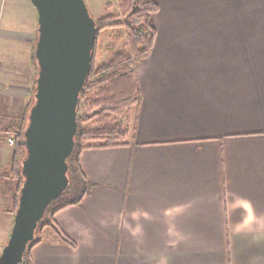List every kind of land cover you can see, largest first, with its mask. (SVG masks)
Masks as SVG:
<instances>
[{
	"label": "crops",
	"instance_id": "crops-1",
	"mask_svg": "<svg viewBox=\"0 0 264 264\" xmlns=\"http://www.w3.org/2000/svg\"><path fill=\"white\" fill-rule=\"evenodd\" d=\"M199 1L157 0L127 144L82 150L94 185L55 214L75 245L47 230L31 264H264V0ZM22 3L34 19L10 0L0 29L17 31ZM204 4L207 32L160 43L164 10Z\"/></svg>",
	"mask_w": 264,
	"mask_h": 264
},
{
	"label": "water",
	"instance_id": "water-1",
	"mask_svg": "<svg viewBox=\"0 0 264 264\" xmlns=\"http://www.w3.org/2000/svg\"><path fill=\"white\" fill-rule=\"evenodd\" d=\"M37 10L35 102L24 130V182L0 264H20L49 206L69 186L80 94L93 63L97 22L86 0H32Z\"/></svg>",
	"mask_w": 264,
	"mask_h": 264
},
{
	"label": "trees",
	"instance_id": "trees-1",
	"mask_svg": "<svg viewBox=\"0 0 264 264\" xmlns=\"http://www.w3.org/2000/svg\"><path fill=\"white\" fill-rule=\"evenodd\" d=\"M120 8L123 12L122 17L107 15L96 19L98 30L93 50L92 68L80 94L79 108L84 96L89 102L91 93L88 94V92L93 91L91 104L97 107L95 113L98 116L95 121L96 126L91 129L84 126L83 123L91 120V115L80 114L78 108V132L75 136V148L68 157L69 186L49 206L36 230L35 239L29 243L20 264H31L32 248L43 240L38 232H42L48 227L56 229L62 240L75 245L73 239L59 231L55 214L67 206L80 204L94 185V182L87 177L82 168L80 162L82 150L86 147H112L127 144L129 129L116 116H123L124 112L130 111L140 102L141 95L136 82L134 66L142 61L152 49L157 33L154 18L159 10V5L157 0H120ZM119 26H125L127 29L129 49L126 46L124 49L117 50L112 53L107 61L96 64L97 43L101 31L109 27ZM33 58L38 69L35 52ZM29 111L24 115L22 124L13 127L17 132L11 171L17 185L16 192L13 194L14 214L18 207L20 190L24 182L22 161L27 155L24 130L29 121ZM65 194L70 197H64ZM63 198L64 200L60 201Z\"/></svg>",
	"mask_w": 264,
	"mask_h": 264
},
{
	"label": "rangeland",
	"instance_id": "rangeland-1",
	"mask_svg": "<svg viewBox=\"0 0 264 264\" xmlns=\"http://www.w3.org/2000/svg\"><path fill=\"white\" fill-rule=\"evenodd\" d=\"M86 1L95 19L107 15L123 16V12L120 8V0ZM206 1L207 0H205V2ZM186 2L197 6V3L200 1L186 0ZM23 3L22 12L19 15V19L22 23L18 24L20 27H18L17 31L0 29V51L8 52L7 54H3L2 57L0 56V253L9 239L14 223L13 194L16 192L17 185L12 177L11 171L13 153L17 141V132L13 127L20 125L24 119V115L27 114L28 110H30V107L35 102L34 93L36 92L39 69H37V65L33 58L38 39L39 24L37 12L35 13L34 19H32L27 7H25ZM9 4L10 0H0V17L1 15L3 16L4 11H7ZM204 8L205 4L200 9L194 8L192 13L182 10L177 13H170L164 10V13L159 15L157 21L160 43L163 44L164 41L174 38L184 40L190 33H192L190 36H194L198 33V30L194 27L197 23L204 28V33L207 32L205 29L207 25H205V23L215 21L217 14L213 16L212 14L201 13L205 12L203 10ZM188 33L189 35H186ZM126 46L129 49L130 46H128V35L125 26L103 29L97 43L96 64L107 61L113 52L124 49ZM10 55L13 60L12 58L10 60ZM137 65L134 66L135 75L137 72ZM89 93H91L89 102H87L86 96H84L80 103L79 113L82 115H91V120L83 123L84 126L91 129L96 126L95 121L98 116L95 114L97 107L91 104L93 91H89L88 94ZM137 106L138 104L130 111L124 112L123 116H116L123 125L128 127L129 131L127 137L132 128ZM64 197L67 198L70 196L65 194ZM62 200H64V198L60 201ZM52 229L53 228L50 229V227H48L42 232H38V235L46 238L49 236L46 231ZM45 232L46 234H44ZM111 249H114V245ZM109 261L110 256L107 257L103 264L111 263ZM89 264L94 263L92 262Z\"/></svg>",
	"mask_w": 264,
	"mask_h": 264
}]
</instances>
